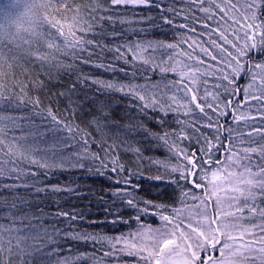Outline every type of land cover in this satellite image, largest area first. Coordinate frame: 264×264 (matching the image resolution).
Returning <instances> with one entry per match:
<instances>
[{
    "label": "snow or ice",
    "instance_id": "obj_1",
    "mask_svg": "<svg viewBox=\"0 0 264 264\" xmlns=\"http://www.w3.org/2000/svg\"><path fill=\"white\" fill-rule=\"evenodd\" d=\"M134 23L148 27H123ZM151 29L165 39L147 38ZM65 77L75 81L57 95L67 96L72 120L39 95ZM77 85L119 94L140 118L121 125L102 104L75 123ZM154 147L169 159L148 156ZM145 161L157 175H147ZM69 170L108 181L100 199L134 213L90 227L136 228L90 231L83 211L48 213L29 199L77 193L46 183ZM146 178L160 182L167 202L140 198ZM0 181L17 192L0 215V264H264V0L0 6Z\"/></svg>",
    "mask_w": 264,
    "mask_h": 264
},
{
    "label": "trees",
    "instance_id": "obj_2",
    "mask_svg": "<svg viewBox=\"0 0 264 264\" xmlns=\"http://www.w3.org/2000/svg\"><path fill=\"white\" fill-rule=\"evenodd\" d=\"M9 2L10 0H0V6L7 5ZM164 2L169 3L171 2V0H164ZM10 15H14V13ZM123 27L139 29L141 27L147 28L148 26L134 23L132 25H124ZM147 38L165 39V36L161 32V30L151 29L147 33ZM167 39L172 40L173 36L168 35ZM85 71H88V69H85ZM98 74L103 76L104 78H107L110 75L108 73H103L102 71ZM153 79L154 81L159 80V74L155 75ZM74 81L75 77H72V80H68L67 77H65L62 81L54 80L48 84L47 88L39 93L45 107L51 105L54 110L58 109L61 115L66 116L69 120H72V109L69 106V100L67 96H59L57 94L62 90H66L67 87ZM137 82L145 83L144 79L139 76L137 77ZM77 88L80 90L79 95L72 97L73 102L76 105H79L75 112L76 118L74 122L80 123L81 126L86 124L87 121L91 119L92 114L97 113L98 108L102 104H107L109 106L115 119L121 125L127 123L134 117L137 119L140 118L134 109L129 111L125 110V101L123 98L119 97V94H107L102 90L97 91L95 86L81 87L80 85H77ZM85 94H87V97H89V99L85 98ZM156 115L159 114H153V116ZM143 119L144 122L153 130H157L159 128V125L156 124L155 119H149L148 117H143ZM37 121L39 122V117H37ZM184 143L187 144L188 142L185 141ZM147 155L162 162L167 161L170 156L165 147L150 148L147 151ZM172 159L174 160L175 158L173 157ZM157 167L159 166L148 164V162L145 161L144 171L148 176H155L157 175ZM163 171L164 169L161 167L160 172ZM0 183H10V181H0ZM46 183L48 185H57L60 187L68 186L71 188H75L77 190V193L79 194L68 191H47L42 192L38 195L33 194L32 196H30L29 199L34 204H38L41 208H43L45 212L52 213L55 209H57V207L65 211H83L85 216L87 217V219L82 222L85 229H88L90 231H100L108 235L119 234L120 232H127L136 228L135 221L131 222V227H118L115 232H113L110 224L106 229L89 226V221L91 220L103 221L105 217L111 220L112 217L117 214L123 215L125 219H129L130 214H134L132 213L131 209L121 208L118 204L117 206L113 207L112 201L110 199H108L107 204H105V202L100 199L102 195H105L106 185L109 183L103 178L89 176L86 172L80 170H69L63 172L57 171L54 175L50 176L47 179ZM158 183L160 182L146 178L141 188L140 198H153L156 199L157 202H167L168 196L161 195V193L163 192V188L154 186ZM18 191L20 195L25 194L24 189H20ZM16 194V190H9L0 187V201L7 200L9 202L7 206L0 204V215L7 214L9 212L12 198ZM106 207L113 208L111 214L105 211ZM31 211H38V208L33 207ZM146 219L151 220V217H148ZM72 251L73 253H75V255H79V253L76 252L75 248H73ZM62 255H69V249L67 247L65 248Z\"/></svg>",
    "mask_w": 264,
    "mask_h": 264
}]
</instances>
